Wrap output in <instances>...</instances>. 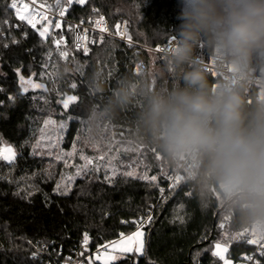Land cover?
<instances>
[{
  "label": "trees",
  "instance_id": "16d2710c",
  "mask_svg": "<svg viewBox=\"0 0 264 264\" xmlns=\"http://www.w3.org/2000/svg\"><path fill=\"white\" fill-rule=\"evenodd\" d=\"M8 3L9 0H0V137L13 146L17 155L11 165L0 159V264H45L32 256L33 246L25 237L37 245L53 243L71 252L82 243L84 233L95 247L106 239L130 233L136 228L132 221L148 214L174 164L164 158L141 129L138 116L145 104V89L170 90L183 82L176 72L165 67L166 59L111 37L94 45L87 55L66 44L62 51L69 55L64 59L54 47L53 33L42 39L38 29L12 14ZM179 11V0H87L83 5L73 0L68 8L70 16L77 19L98 12H103L111 24L124 18L134 39L148 46L176 35L181 23ZM211 53L202 40L194 57L206 60ZM137 60L146 65L142 73L134 71ZM263 65L256 64L257 74L262 75ZM17 69L19 75L25 79L32 76L47 91L31 88L22 92ZM208 78L211 84L218 80L209 72ZM124 79L134 86L130 102L105 113L114 89ZM260 91L254 86L247 95L254 99ZM73 95L77 101L64 109L62 101ZM94 112L95 117L90 119ZM52 113L75 116L69 120L67 146L82 125L78 118L88 119L95 137H116L125 144L141 145L148 175H155L156 181L118 174L109 183L103 173L91 169L70 184L69 194H57L54 189L65 167L60 161L32 152L42 119ZM98 124L105 130L97 131ZM157 154L166 166L164 175L159 174ZM218 198L215 193L202 197L192 180L170 187L155 207L152 222L143 227L144 254H125L114 264H219L220 259L212 255L217 241L229 243L227 256L240 258L250 246L238 239L242 226L234 214L227 230L216 226L226 209ZM260 263L264 264V256Z\"/></svg>",
  "mask_w": 264,
  "mask_h": 264
},
{
  "label": "clouds",
  "instance_id": "9594fccd",
  "mask_svg": "<svg viewBox=\"0 0 264 264\" xmlns=\"http://www.w3.org/2000/svg\"><path fill=\"white\" fill-rule=\"evenodd\" d=\"M179 7L165 67L183 84L145 89L141 129L170 163L192 165L188 176L202 197L215 193L242 227L264 235V97L247 95L264 63V0H179ZM202 40L229 79L210 83L194 59ZM133 94L130 81H119L105 113Z\"/></svg>",
  "mask_w": 264,
  "mask_h": 264
},
{
  "label": "built area",
  "instance_id": "2783aa9c",
  "mask_svg": "<svg viewBox=\"0 0 264 264\" xmlns=\"http://www.w3.org/2000/svg\"><path fill=\"white\" fill-rule=\"evenodd\" d=\"M11 2L12 0H9L8 7L10 8L12 14L16 16L15 10L11 9L10 7ZM23 2L29 3L30 0H23ZM40 4H45V7L39 8ZM60 7H67V12L65 16L63 17L59 16ZM32 8L35 10H38L43 15H47V20H40V23H37L36 28L34 29L42 30L43 26L48 24V21H52V25L49 26V33L51 32L53 33L54 47L56 50H59V51H62L63 47L66 46V44L72 45L74 49H77L76 42H77L78 36L80 37L79 42L82 46L77 50H81L83 53H84V50H83L84 47H87L90 51L92 47H94V45H101L105 41H107V38L111 37V38H116L120 41L122 40L129 46H134V47L137 46L139 50L144 49L147 51H152L153 53H155V55L159 59L164 60L166 59V55L169 49L175 43L174 40L169 38L167 41H164L163 43L156 44V45L148 46V45L142 44L134 39L131 33V30H130L129 24H127L126 19L123 18L115 22L114 24H111L109 22L108 17L104 13H100V12L96 14H92L91 16H87V17H84V16L78 17L77 19V18L70 16L68 12L69 7L67 6V3H64V4L61 3V5L58 7L55 0H37L36 5H33ZM21 14H24V12L22 11ZM101 16L104 17V21L100 25V27H97L95 22ZM36 19H39V17L33 18V22H35ZM57 21L61 23L60 28H55L54 26ZM117 25H120L119 29H117ZM29 26L33 28L31 25ZM125 27L127 30V35L122 36L120 33L124 32ZM101 28H106L107 30L102 32ZM127 36L131 37V41L127 39ZM61 37H63L62 40H61ZM101 37H103L102 42H101ZM56 40H61L59 47H57L55 43ZM93 41H95V43H93ZM158 48L161 49V51H157ZM194 59L197 61V63H202V65L206 68L207 72L211 73L213 76H215L218 79L217 82L224 80V76L231 75L227 66H225L223 71L217 70L218 61L213 51L209 55V57L206 58V60L200 59L197 57H194ZM145 68H146V65L144 64L143 60L136 61L135 70H134L135 73H142ZM255 76L257 78L256 82L252 84L250 89H252V87L254 86H258L261 89L260 94H259L260 96L261 93H264V75L263 74L260 75L255 72ZM191 166L192 165L190 163H183V162L179 165L177 164L173 165V169L168 174L165 175L166 184L159 187V190L161 188L164 189L163 196L160 191L156 202L152 203V206L149 209V211L151 212V215L155 207L158 205L159 201L165 198L167 191L170 189V185H172L174 182L173 180H169L168 177L169 176L174 177L176 175H181L186 178L188 176V170ZM148 214H146L143 218L147 219ZM231 219H232V215L230 212H228L219 221H217L216 226L220 230L225 231ZM222 223L224 225L223 228L220 227ZM251 232L252 230H250L249 228L241 227V230L239 231V233H243V236L239 235L238 239H240L245 244L250 246V250L248 252L242 253L240 255L241 256L240 258L233 259V261L230 264H261L260 258L262 255H260V245L264 244V240H260L259 244H249L247 243V240L253 239V238H259L264 235H260L256 233L255 237H253L251 235ZM123 234L126 236L125 233ZM118 239H120V235L113 239H106L102 241V243L97 244L95 247H92L91 242L89 241L87 251L83 249L82 243H81L78 247L75 248V250L71 252H66L62 250L60 247L54 245L53 243L37 245L33 242V239L28 238V240L33 246L32 256L44 261L45 264H88L87 258L89 256H94V254H97V246H103L106 243L116 241ZM82 252H83V255H81ZM247 256H252L253 260L248 261L244 259V257H247ZM225 258L227 260L230 259L226 256ZM219 264H224V262L220 260Z\"/></svg>",
  "mask_w": 264,
  "mask_h": 264
},
{
  "label": "snow or ice",
  "instance_id": "6c2138e0",
  "mask_svg": "<svg viewBox=\"0 0 264 264\" xmlns=\"http://www.w3.org/2000/svg\"><path fill=\"white\" fill-rule=\"evenodd\" d=\"M86 0H75V3L83 5L85 4ZM37 0H30L29 3H24L23 0H12L10 7L11 9L15 10L16 13V17L20 20V21H26L29 25H31L33 28H36V24L40 23V20H47V15H43L41 14L38 10H35L32 8L33 5H36ZM56 4L59 7L61 5V0H56ZM73 4V0H67V6L70 7ZM45 4H40L39 8H44ZM95 10V9H94ZM22 11L24 12V14H21ZM67 12V7H60L59 10V16L63 17L65 16ZM35 17H39V19H36L35 22H33V18ZM104 21V17L101 16L95 23L97 27H100V25L103 23ZM52 25V21H48V24L43 26L42 30H39V35L42 39H47V35L50 34L49 33V26ZM55 28H60L61 27V23L59 21H57L55 23ZM120 28V25H117V29ZM106 28H101V31H106ZM122 36H126L127 35V30L125 27L124 32L120 33ZM26 36V34H25ZM175 35H173L171 37L172 40H174ZM63 39V37H61V40ZM127 39L129 41H131V37L127 36ZM61 40H56L55 43L57 45V47H59ZM103 40V37H101V42ZM80 37H77V42H76V48L79 49L82 45L80 44ZM93 43H95V41H93ZM84 50V54L87 55L89 49L87 47L83 48ZM157 51H161V49H157ZM69 53L68 51H60L59 52V56L67 59ZM17 74L19 75L20 70L17 69ZM229 71H231L229 69ZM35 75V73H33V76ZM43 76V73L41 74ZM229 79V76H224V80ZM19 80H20V87L22 89V92L26 93L29 91V88L32 89H44L45 91H47L46 88H44L43 84L40 83H34L32 78H28L27 80L25 79L24 76L19 75ZM27 85V86H25ZM73 88L76 87V84L74 83L72 85ZM262 97H264V93H261ZM10 100H13V97H9ZM77 101V97L76 96H67L63 101V108L64 109H68L70 103H74ZM95 117V112L93 113V116L90 117V119ZM49 123H54V121L51 120H46L45 121V125L49 124ZM60 127H64L63 124L60 125ZM41 139H43V137H41ZM40 146V141H37L36 146H34L33 148V153L35 154V148ZM75 151V145L73 146V152ZM153 151H155V149H153ZM16 151L15 149L10 146V145H6L5 141L3 140V137H0V159L7 161L10 165L14 163L15 159H16ZM73 155V153H63L61 156H58L57 159H62L63 156H71ZM82 160L86 161V164L84 166V168L87 167V165H91L93 164V159L84 156L83 154H81L80 157ZM159 159V156L157 157ZM98 159L103 160L104 156H100L98 157ZM84 168H77L76 171V175L79 176L81 175V173L84 171ZM97 170H99V168L97 167ZM112 175L115 176L116 172L115 170H113ZM123 175L127 176V177H134L133 172L129 171V172H125L123 173ZM141 179H145V180H151V181H156L157 177L155 175L151 176L150 178L148 176H142L139 177ZM72 177L69 176L67 178L68 183H64L63 182V178L61 182H58L56 185V188L54 189V191L59 194V195H67L70 192V184L72 181ZM105 179L108 180L109 183H111V178L107 175H105ZM169 180H173V184L170 185V187H175L177 185H179L181 183L182 180L187 181V180H191L189 178V176H187L186 178L181 176V175H176L174 177L169 176L168 177ZM161 194L163 196V192L164 189L161 188L160 189ZM19 194V193H17ZM32 193L29 192L27 193V195H31ZM153 220V217L151 215V212L149 211V214L147 216V219H144L143 217H141L139 220H134L132 221V223L136 224L137 226V231L135 233H132L130 236L125 237V235L123 233L120 234V239L116 240V241H112L109 243H106L103 246H97V254H94V256H89L88 259V264H95V261H101V264H114V262L119 258L116 255H109L107 253L106 250H110V249H116L118 248L120 250L121 254H132L135 253L136 255H143L144 254V235L145 233L143 232V227L146 224H150ZM180 222L183 223V219L180 218ZM221 228L224 227L223 223L220 225ZM238 235L243 236V233H239ZM251 235L253 237H255L256 232L252 230ZM260 240H264V236H261L259 238H253V239H248L247 243L249 244H259ZM90 241V237L87 233H84L83 235V240H82V247L85 251H87L88 249V244ZM103 249V250H102ZM214 249L212 251V255L214 257H219L220 260H222L224 262V264H230V261L227 260L225 258V253L228 251L227 246H222L221 243L217 242L214 245ZM81 255H83V252L81 253ZM260 255L264 256V244L260 245ZM244 259L251 261L253 260L252 256H247L244 257Z\"/></svg>",
  "mask_w": 264,
  "mask_h": 264
},
{
  "label": "rangeland",
  "instance_id": "374dc122",
  "mask_svg": "<svg viewBox=\"0 0 264 264\" xmlns=\"http://www.w3.org/2000/svg\"><path fill=\"white\" fill-rule=\"evenodd\" d=\"M61 3L64 4L63 2ZM32 80L34 83L36 82L35 79L32 78ZM73 117L75 116L72 114H69L65 117L64 116L59 117L56 114L54 115V113L50 115H46L45 118H43L41 121L40 124L41 126L38 128L36 136L34 138V142L32 144V152H33V148L34 146H36L37 141L39 140L40 146L35 148V154L41 156L45 155L53 159L54 161H60L63 164L65 170L62 171V177L60 178L59 182H61L63 178V182L68 183L67 178L71 176L73 178L71 181L72 184V182L75 181L76 178L81 177L82 175L85 174V172H88L91 169L97 172L100 171L101 173L104 174L103 175L104 177L107 173V175L110 178L114 177L112 175L113 170H115L116 175L131 171L133 172L134 176L142 177L146 175L149 178L151 177L148 175V169L146 168L147 163H145L144 156L141 155V145L136 146L128 143L125 144L119 141L116 137H112L109 139H107L108 136H103V135H99L98 137H95L94 136L95 130H93L90 123H88L87 118H78L81 121L82 125L75 139L70 143L69 146H67L65 136L69 128V120ZM46 120L54 121V123H49L45 125ZM61 124L64 125L63 128L60 127ZM96 128L97 131L99 132L105 130V128H102V126H100L99 124ZM41 137H43V139H41ZM6 145H10V144H6ZM74 145H75V151L73 152ZM128 152L132 153L133 156L127 157V155L129 154L126 153ZM63 153H73V155L63 156L62 159H57V157L61 156ZM81 154L93 159V164L87 165V167L84 168L86 161L80 158ZM100 156H104V159L103 160L98 159V157ZM158 156L159 159L157 158V160L159 163V174L164 175L166 173L165 172L166 166L164 163L161 162V158L159 154H157V157ZM97 167L99 168V170H97ZM77 168H84V171L79 176L76 175ZM218 201H220L221 205H223L220 198H218ZM228 212L229 211L226 208L224 210V214L226 215ZM234 236L235 235H233L232 238H235ZM25 241L31 244L28 238L26 237H25ZM217 242L221 243L222 246H227L229 250V243L227 242L225 243L222 241H217ZM106 251L109 255L117 256L120 254V250L118 248L110 249ZM227 255H228V251L225 253V256L230 258L229 261L231 263L233 261V258ZM98 262L101 263V261Z\"/></svg>",
  "mask_w": 264,
  "mask_h": 264
},
{
  "label": "crops",
  "instance_id": "0c3cea01",
  "mask_svg": "<svg viewBox=\"0 0 264 264\" xmlns=\"http://www.w3.org/2000/svg\"><path fill=\"white\" fill-rule=\"evenodd\" d=\"M260 73L264 75V66H262V67L260 68ZM136 231H137V228H134L133 230L130 231V233L126 234L125 237L130 236L132 233H135ZM143 232H144V230H143ZM144 233H145V232H144ZM124 255H125V254H124ZM124 255L120 253V254L117 255V256L120 258V257H122V256H124Z\"/></svg>",
  "mask_w": 264,
  "mask_h": 264
},
{
  "label": "water",
  "instance_id": "95a60500",
  "mask_svg": "<svg viewBox=\"0 0 264 264\" xmlns=\"http://www.w3.org/2000/svg\"><path fill=\"white\" fill-rule=\"evenodd\" d=\"M215 224V223H214Z\"/></svg>",
  "mask_w": 264,
  "mask_h": 264
}]
</instances>
